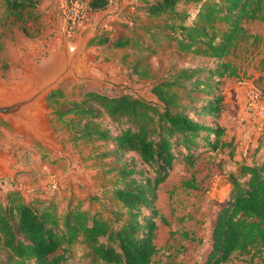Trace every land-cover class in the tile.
Wrapping results in <instances>:
<instances>
[{
    "label": "trees",
    "instance_id": "16d2710c",
    "mask_svg": "<svg viewBox=\"0 0 264 264\" xmlns=\"http://www.w3.org/2000/svg\"><path fill=\"white\" fill-rule=\"evenodd\" d=\"M181 3L196 5L190 20L189 13L178 11ZM108 4L89 1L94 11ZM4 5L24 32L39 18L37 0H4ZM143 8L166 23L156 29L142 25L140 31L151 38L158 30L165 32L181 59L200 58L214 65H182L151 81L153 99L87 89L61 108V117L73 114L79 124L85 120L80 136L107 146L98 156L114 159L109 172H115L117 181L108 190L111 203L97 209L68 204L61 212L53 200L27 199L10 189L0 197V250L5 253L0 264H81L74 260L77 244L84 247L82 264H150L159 252L158 219L165 222L156 206L160 185L181 158L193 165L198 148L228 146L222 139L223 86L240 74L232 57L260 41L246 23L264 21V0H156ZM88 45L155 52L130 25L116 36L103 29ZM137 71L131 69L130 76L147 73ZM63 94L58 90L50 96ZM102 113L118 124L117 130L102 127L96 119ZM228 181L230 190L213 222L203 264H230L236 255L264 264V159L238 163ZM183 185L197 188L193 179Z\"/></svg>",
    "mask_w": 264,
    "mask_h": 264
},
{
    "label": "rangeland",
    "instance_id": "374dc122",
    "mask_svg": "<svg viewBox=\"0 0 264 264\" xmlns=\"http://www.w3.org/2000/svg\"><path fill=\"white\" fill-rule=\"evenodd\" d=\"M78 1L84 18L73 31L67 29L65 13L66 7L71 6L70 0H37L39 18L24 32L7 14L4 0H0L2 88L17 92L25 90L35 74L50 69L56 63L57 54L72 49L86 30L90 31L89 41L103 29L116 36L123 31L124 25H130L155 52L89 46L87 41L81 66L85 73L98 77L99 81L79 82L69 78L45 96L43 101L47 111L40 116L48 132L47 143L25 127L0 116V156L10 158L8 165L0 166V197L4 198L10 189H18L27 199L55 201L61 212L68 204L82 203L92 209L101 208L105 203L109 205L108 190L117 181L115 172H109L116 164L114 159L98 156L107 146L80 136L78 130L85 120L79 124L73 114L61 117V108L70 105L87 89H103L112 95L133 93L153 99L149 92L151 81L169 75L182 65H214L200 58L181 59L173 49L174 42L165 32L158 30L151 38L145 31H140L142 25L152 29L165 25L166 18L149 16L143 8L156 0H108V7L101 11L92 10L90 0ZM178 11L189 13L190 20L195 16L196 5L181 3ZM246 25L260 41L247 51L242 48L238 56L232 57L239 65L240 74L228 79L223 86L226 94L221 120L225 129L222 139L228 146L215 151L205 146L198 148L193 165L181 158L160 185L156 206L165 222L158 219L156 243L159 252L150 264H203L211 248L213 222L228 196V174L236 171L238 160L245 155L252 160L264 154V64H261L264 21H249ZM134 67L138 69L137 73H147L131 77ZM58 90L64 93L63 96H50ZM251 99L257 102L256 110L248 106ZM258 107L263 111L262 115L258 114ZM96 119L102 127L118 129V124L105 113ZM192 179L197 188L183 185L184 181ZM73 253L74 260L81 264L86 262L80 258L84 253L81 244L75 246ZM4 254L0 250V257ZM256 262L257 259L250 263L249 256L236 255L230 264Z\"/></svg>",
    "mask_w": 264,
    "mask_h": 264
},
{
    "label": "water",
    "instance_id": "95a60500",
    "mask_svg": "<svg viewBox=\"0 0 264 264\" xmlns=\"http://www.w3.org/2000/svg\"><path fill=\"white\" fill-rule=\"evenodd\" d=\"M89 36V30L82 32L76 45L58 53L56 63L50 69L35 74L25 90L17 92L0 87V116L14 125L25 127L39 140L47 143L48 132L40 116L47 111L43 101L45 96L69 78L79 82L99 81L98 77L85 73L81 66V55ZM9 162L10 158L0 156V166H6Z\"/></svg>",
    "mask_w": 264,
    "mask_h": 264
},
{
    "label": "built area",
    "instance_id": "2783aa9c",
    "mask_svg": "<svg viewBox=\"0 0 264 264\" xmlns=\"http://www.w3.org/2000/svg\"><path fill=\"white\" fill-rule=\"evenodd\" d=\"M71 6L70 8L65 10L66 16H67V29L71 32L76 28L78 25H80L83 22L84 14L82 5L79 3L78 0H70ZM248 106L252 109H257V102L254 99H251L248 101ZM258 114L262 115L263 111L259 109L258 107Z\"/></svg>",
    "mask_w": 264,
    "mask_h": 264
},
{
    "label": "crops",
    "instance_id": "0c3cea01",
    "mask_svg": "<svg viewBox=\"0 0 264 264\" xmlns=\"http://www.w3.org/2000/svg\"><path fill=\"white\" fill-rule=\"evenodd\" d=\"M233 85V84H232ZM224 94H226V91L224 90ZM247 140V139H246ZM244 142H248V141H244ZM244 155H245V153H243ZM247 154V153H246ZM251 154V153H250ZM255 157H253L252 158V160H251V158L249 159V158H246V155L244 156V158H242V159H240V160H238V163H241V162H246V163H252V162H254V161H256V160H261V159H264V154L262 155V157H258V158H256V159H254ZM254 159V160H253ZM238 165V164H237ZM228 185H229V190H230V184L228 183ZM17 187V186H16ZM22 187V186H21ZM21 187H18V188H21ZM228 193H229V191H228Z\"/></svg>",
    "mask_w": 264,
    "mask_h": 264
},
{
    "label": "bare ground",
    "instance_id": "6f19581e",
    "mask_svg": "<svg viewBox=\"0 0 264 264\" xmlns=\"http://www.w3.org/2000/svg\"><path fill=\"white\" fill-rule=\"evenodd\" d=\"M2 85H0V87H1Z\"/></svg>",
    "mask_w": 264,
    "mask_h": 264
}]
</instances>
